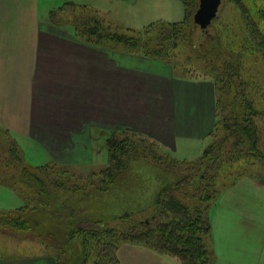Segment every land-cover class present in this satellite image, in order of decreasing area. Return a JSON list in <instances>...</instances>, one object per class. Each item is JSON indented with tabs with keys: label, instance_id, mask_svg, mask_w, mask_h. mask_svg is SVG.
Listing matches in <instances>:
<instances>
[{
	"label": "crops",
	"instance_id": "0c3cea01",
	"mask_svg": "<svg viewBox=\"0 0 264 264\" xmlns=\"http://www.w3.org/2000/svg\"><path fill=\"white\" fill-rule=\"evenodd\" d=\"M55 1L0 0V130L17 143L26 166L58 164L71 174L87 171L80 177L91 174L97 147L104 149L112 131L149 135L169 154L211 135L217 118L210 81L178 76L160 60L82 41L73 28L58 27L42 14V6ZM63 1V6H88L118 26L124 20L126 25L164 21L156 20L163 0ZM193 85L201 94L190 96ZM23 144L39 151L45 164H29ZM3 191L7 200L19 201L18 209L27 205L23 194L0 183ZM0 207L1 213L16 209L6 202ZM211 221L213 264H264V180L245 175L224 188ZM117 257V264H182L135 243L122 244ZM0 264L57 263L53 253H45L0 257Z\"/></svg>",
	"mask_w": 264,
	"mask_h": 264
},
{
	"label": "trees",
	"instance_id": "16d2710c",
	"mask_svg": "<svg viewBox=\"0 0 264 264\" xmlns=\"http://www.w3.org/2000/svg\"><path fill=\"white\" fill-rule=\"evenodd\" d=\"M194 1L198 5V0ZM182 2L185 8L182 21H159L143 30L106 22L88 6L72 3L51 11L50 19L51 23L63 28L65 23L57 22L55 18L67 8L82 9L86 16L70 22L74 33L82 41L110 50L159 59L171 63L174 69H180L178 66L183 68L191 64L182 62L183 58H179L182 55L178 51L190 49L181 47L179 40L189 41V26L193 19L190 11L193 1ZM236 3L242 5V13L248 18V29L253 32L250 35L256 41L254 74L248 79L243 77L242 71L244 73L247 66L245 63L242 65L241 56L220 67L216 61L209 63L212 62L210 58L205 59L213 72L204 74L209 75L215 85L217 122L212 131L214 141L195 160L177 159L159 143L153 141L148 144L133 131V134L129 131L109 133L108 166L79 179L101 177L96 181L98 183L92 184L94 191L102 199L115 198L114 205L108 203L103 209V204L99 205L96 200L90 203L93 206L88 207V199L92 195L88 192L74 207L64 204L55 218L64 226L67 242H82L85 257L90 254L88 248L98 247L96 255L99 258H107L106 264H117L119 247L125 243H135L175 257L182 264H213L211 210L220 192L245 175L264 180L263 132L260 126V123H264L261 121L264 119V109L255 104L257 92L260 93L258 98L264 99V81L255 80V77L262 76L258 66H264V0H255V7L250 9L241 0H236ZM194 24L197 26L196 22ZM177 58L181 60L177 61ZM180 70L184 78H189V71ZM238 81L242 99L236 93V96L230 97ZM11 140L14 144L13 156L20 162L12 186L18 193L29 196V202L16 211L0 213V224L8 225L10 230L29 232L41 244L56 249L52 253L57 264H67L63 258L62 237L50 228L49 224L53 223L39 221L40 224L35 221L43 218L41 209L51 208L54 201L61 199L59 187H65L64 182L59 187L54 182L48 188L39 171L57 168L63 174L71 173L58 164L34 169L25 167L22 151ZM255 163L262 167H256ZM14 183H19L23 189ZM25 189L34 191L35 205L31 202V192L27 193ZM111 209L118 213L117 219L109 218L111 215L106 217V210L112 212ZM113 220H119L121 227L109 226Z\"/></svg>",
	"mask_w": 264,
	"mask_h": 264
},
{
	"label": "rangeland",
	"instance_id": "374dc122",
	"mask_svg": "<svg viewBox=\"0 0 264 264\" xmlns=\"http://www.w3.org/2000/svg\"><path fill=\"white\" fill-rule=\"evenodd\" d=\"M193 4L190 6V11L193 14V19L190 21L191 25L189 26V41H182L179 40L180 46L190 48L186 51H178V53H181L182 56L179 58H183V60L177 58V61H186L191 64H186L183 68L179 67L180 69H184L189 71L188 72V79L190 80H206L210 81L211 77L209 75H206L204 73H213L212 67L207 65L209 63L217 62L216 64L220 67L224 65V63L231 61L232 59H235L234 57L241 56V62L242 65H245V71L242 75L243 77H246L247 79L249 77H252L251 74H254V69L256 66L253 63V58L256 56L255 54V46L256 41L250 35V33H253L251 30L248 29L247 26V16L242 13V5L240 6L238 3H236V0H224V3L222 4L218 17L213 21V23L209 26L208 29L203 30L200 26H195V15L197 13V10L200 6V1L198 0V5L194 0H192ZM242 2H245L247 6L250 8L255 7V0H241ZM142 2H146L149 4L147 0H143ZM168 5L164 4V0L161 1V4L159 5V11H158V19L162 18L164 21H182L185 18V8L182 0H174V1H167ZM196 4V5H194ZM64 1L63 0H57L53 2L52 4H44L42 6L43 13L46 16H51L52 14L49 13L53 11L55 8L58 9L59 6H63ZM151 6V5H150ZM239 6V7H238ZM57 7V8H56ZM60 8V7H59ZM52 9V10H51ZM51 10V11H50ZM251 12V10H250ZM86 12H84L82 9L79 8H67L65 11H63L60 15L55 18L57 22L65 23L66 26L64 27H71L72 25L70 22H73L74 20H77L79 18H82L84 15L86 16ZM243 14V15H242ZM126 19V18H125ZM127 21H122V23H118L120 26L136 29V30H143L146 25H149L150 23H131L129 21L128 25H126ZM137 22V21H136ZM133 24V25H131ZM264 26V25H263ZM258 33V31H256ZM213 47V49H212ZM216 47V49H214ZM108 49V48H105ZM109 50V49H108ZM112 51V50H111ZM116 51V50H113ZM116 52H123V51H116ZM189 58V60H188ZM210 58L212 62L206 63L205 59ZM155 59V58H153ZM159 60V59H156ZM162 61V60H160ZM165 62V61H163ZM168 63V62H166ZM260 61L258 62V64ZM172 68L173 65L171 63H168ZM191 65V67H188ZM262 65V64H261ZM259 72L262 75L261 77H255L256 81L259 79L261 81H264V66H258ZM244 68V67H243ZM180 69H174L176 74L178 76L181 75ZM247 70V71H246ZM243 80V79H242ZM254 80V81H255ZM213 88H215V85L210 81ZM263 83V82H262ZM240 81L237 82V85L235 89L233 90L230 97L232 98L233 95L240 94L241 87H240ZM237 88V91H235ZM190 90L192 91L194 96L195 94H201L200 87L198 85H193V87H190ZM247 90V86H246ZM258 91H260L259 88H257ZM256 91V89H255ZM248 93V92H247ZM260 93L257 92V100L256 103L258 106H260L262 109H264V99L258 98ZM236 96V95H235ZM239 97L242 99L239 95ZM264 122V119L261 120ZM260 126L262 128V148L264 149V123H260ZM131 132L132 130H124ZM120 132V131H119ZM138 133V137L141 140H145L146 143H159L156 139L153 137L146 135L141 132L133 131ZM132 133V132H131ZM133 134V133H132ZM109 133H106L105 141H107V138L109 137ZM104 136V135H103ZM154 141V142H153ZM214 141V135L211 133L209 137L206 139H203V141H194L186 143L184 146L180 145V148L178 150H173L174 153L171 155L176 157L177 159H188V160H194L199 158L203 153L204 150L212 144ZM161 145V143H159ZM13 141L7 135L6 133L2 132L0 130V183H3L7 185L8 187H11L15 189V187L12 186L13 177L15 176L17 170H19L20 162L18 161V158H14V151H13ZM162 146V145H161ZM24 148L23 152L26 153V158L29 162V164L33 166H40L42 164H45L43 161L42 155H40L39 151L33 150V149H27L24 144L22 145ZM97 161L96 164L91 167L90 172L94 171H100L102 169H105L109 164V152H108V146L105 143L104 149L97 147V155H96ZM25 162V161H24ZM23 166V163L21 164ZM24 166L26 167V163H24ZM256 167H262L259 163H255ZM28 167V166H27ZM256 169V168H254ZM263 169V168H262ZM78 173L72 174H63L60 169L57 168H50L46 170L39 171V176L46 181L49 184L50 187H52L51 184L54 182L56 183L57 187L61 183H65V187H59L61 199L59 201H54L51 204V208H43L40 210V214L42 215V219H38L35 221V223L45 222L49 223L52 222L53 224H49L54 232L57 234V236L62 237V251H63V258L67 262V264H95L98 262V264H101L99 262H102L103 264H106L107 258H99L96 254H98L99 248H88L90 249V254L88 257H85L86 251L85 248L82 246V242L80 241H72L67 242L66 238L64 236V226L59 223L58 219L56 218V213L58 214V211H61L64 204H67L68 207H74V205L78 204V201H80L84 194H87L88 192H91L92 195H90V198L88 199L87 206H93L90 203L98 202L99 205H102L101 207L103 209H106V205L109 203L110 205H114L115 198L111 199H102L103 197L97 196V194L94 191V185L93 183H98L96 181H99L101 177H89L86 179H79V175L81 174H87V171H81V170H74ZM264 171V170H262ZM89 175V174H88ZM85 175V176H88ZM84 176V175H83ZM264 176V174H263ZM17 186L21 187L19 183H14ZM19 184V185H18ZM92 185V186H91ZM22 188V187H21ZM23 189V188H22ZM16 191V189H15ZM25 191L31 192V201L33 205H35V193L33 190H27ZM26 193V196L28 195ZM96 195L97 197H95ZM28 197L24 198V202H29ZM96 198V199H95ZM0 202H6L10 208H16L14 204L19 202L18 200L16 202L13 201V198H9L7 200L6 198V192H0ZM108 204V205H109ZM19 206V205H18ZM14 209V210H16ZM13 210V209H12ZM13 210V211H14ZM106 210L107 215L109 218H118V213L113 211V209ZM0 211H5L3 208L0 207ZM8 212V211H7ZM1 213V212H0ZM1 215V214H0ZM53 217V219H52ZM40 221V222H39ZM41 224V223H40ZM43 224V223H42ZM122 223L119 220H113L109 226L112 227H121ZM39 226V225H37ZM41 227L43 230L46 228ZM48 227V224H47ZM11 227H8V225L0 224V257H26V256H33V255H39V254H45V253H52L56 249L50 248L48 246H45L40 243V241L36 240V238H33L31 234H28L29 232L26 231H20V230H10ZM9 230V231H7Z\"/></svg>",
	"mask_w": 264,
	"mask_h": 264
},
{
	"label": "water",
	"instance_id": "95a60500",
	"mask_svg": "<svg viewBox=\"0 0 264 264\" xmlns=\"http://www.w3.org/2000/svg\"><path fill=\"white\" fill-rule=\"evenodd\" d=\"M200 6L195 15V22L206 30L217 18L224 0H199Z\"/></svg>",
	"mask_w": 264,
	"mask_h": 264
}]
</instances>
